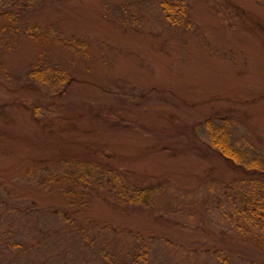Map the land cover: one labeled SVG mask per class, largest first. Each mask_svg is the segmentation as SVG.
I'll return each mask as SVG.
<instances>
[{"label":"rangeland","instance_id":"obj_1","mask_svg":"<svg viewBox=\"0 0 264 264\" xmlns=\"http://www.w3.org/2000/svg\"><path fill=\"white\" fill-rule=\"evenodd\" d=\"M180 1L0 0V264H264V0Z\"/></svg>","mask_w":264,"mask_h":264},{"label":"trees","instance_id":"obj_2","mask_svg":"<svg viewBox=\"0 0 264 264\" xmlns=\"http://www.w3.org/2000/svg\"><path fill=\"white\" fill-rule=\"evenodd\" d=\"M159 5H161V9L166 15V18L169 19L171 23H176V20L178 22H182L183 20H186V11L185 6L180 0H158ZM36 109H39V106L36 105ZM37 120V119H36ZM206 125L209 130L210 136L212 139H214V143L219 146V154L225 158L226 162L228 164H235L238 165L237 159L235 158L236 155L234 152H232L229 148H227L226 140L227 136L224 133H220L219 127L215 126L213 121L207 120ZM82 162V161H81ZM249 175V171L247 172ZM73 179L72 181H78L79 179L84 180V176L79 175L76 173H72ZM78 177V178H77ZM115 182H118V179H115ZM76 183L73 182L71 185H66L65 188H62V193L66 194L67 196L74 195L76 200H78L79 206H84V204L87 202V199L89 200L94 193L92 189L85 188L87 183ZM116 191L118 188V192H115L116 198H108L105 197L107 202H109L111 205H113L116 201L119 205H122L123 207H126L130 204L139 206V207H148L151 205V199H152V189L147 187H141V188H134V189H128L123 183L116 184ZM264 187V185H263ZM75 206L77 203H72ZM114 206V205H113ZM81 208H75L73 207L72 212L67 210H62V208H57L56 213L63 214L66 218H72V213H77ZM246 210L249 212L251 216V220L254 222L255 226H259L261 231L264 232V196H255L250 198L248 202L246 203ZM72 220V219H71ZM84 225L80 228L83 230ZM80 231V230H79ZM264 235V233H263ZM256 241V246L261 249V251H264V240H254Z\"/></svg>","mask_w":264,"mask_h":264}]
</instances>
